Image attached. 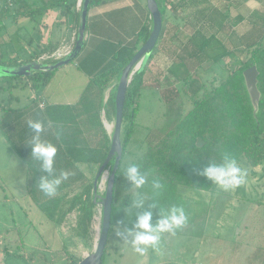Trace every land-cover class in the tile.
Returning a JSON list of instances; mask_svg holds the SVG:
<instances>
[{
    "label": "rangeland",
    "instance_id": "374dc122",
    "mask_svg": "<svg viewBox=\"0 0 264 264\" xmlns=\"http://www.w3.org/2000/svg\"><path fill=\"white\" fill-rule=\"evenodd\" d=\"M29 1V5L25 7L27 10L34 8L32 0ZM37 2L38 5L41 4L40 0ZM74 15V12L69 14L72 18ZM171 17L167 10L164 22ZM41 21L42 13L35 18L7 17L3 25L0 24L2 58L26 61L34 54L39 58L42 55L39 53L42 50L39 46L42 41L39 31ZM124 51L125 48H121L116 56L107 55L109 49L105 51V63L102 67L111 65V68L116 65L115 61L124 55ZM97 52L96 49V54H92L96 55V59ZM84 56L85 53H82L72 62L82 65ZM155 58H148V73L144 78L145 86L141 90L139 112L135 119L137 131L131 150L137 154L147 146L144 140L155 141L175 122L174 118L167 115L169 105L175 111L182 105L186 110L192 107V103L180 94L170 102H165L163 90L172 89L188 75L190 80L200 78L207 84H212L218 83L228 74L223 68L189 72L182 69L181 64L167 62L165 55L162 58L159 56L160 61ZM157 62L161 63L157 65ZM106 69L108 68H103L100 72L97 70L96 73L102 75L108 71ZM158 72L163 73L159 80ZM32 82L34 81L24 77L0 76V255L6 257L5 260L0 259V264H71L74 258L77 261L89 251L93 245L91 243H96L97 226L102 222V206L98 205L96 208L95 215L98 219L92 229L94 240L88 244L85 242L86 246L79 242L78 246L66 248L63 230L57 229V202L50 199L47 206H42L28 194L25 180L27 168L14 155V152L17 154V149L9 141V137L6 139L3 128L7 127L9 112L24 111L25 105L30 103ZM101 102L99 109L102 110L105 122L104 108H101L106 107V102ZM173 114L175 112L171 113ZM114 121L115 118L108 119V123L112 124L111 134ZM238 165L246 170L247 175L245 182L236 189L224 190L218 185L215 191H205L179 186L178 192L190 201L186 223L179 228V232L160 234L159 244L155 248L149 246L143 255L135 252L130 244L132 236L129 235L127 226H135L136 218L134 221L130 220V210H127L120 217L125 226H113L103 264H264V164L252 167L241 159ZM105 186L106 179L102 183V194ZM133 191L135 192V188ZM74 216L75 214L71 215L70 222H74Z\"/></svg>",
    "mask_w": 264,
    "mask_h": 264
},
{
    "label": "trees",
    "instance_id": "16d2710c",
    "mask_svg": "<svg viewBox=\"0 0 264 264\" xmlns=\"http://www.w3.org/2000/svg\"><path fill=\"white\" fill-rule=\"evenodd\" d=\"M40 1L41 4L38 5L37 0H32V4H30L34 8L30 7L31 9L27 10L25 7L29 5V0H0V24L3 25V21L7 17H13V19L20 17L35 18L37 14L55 6L69 3L66 6L71 7L77 2V0ZM97 1L103 0H92L91 5ZM158 1L165 15L166 3L169 0ZM176 6L172 4L171 9H177ZM172 27L171 24L170 26L169 24L166 25L165 35L161 37L158 46L167 40ZM174 27L177 28V25ZM151 28L152 17L150 26L149 24L146 25L128 42L125 53L120 57L118 63L93 79V84L103 91L112 82L115 83L104 108L106 118L109 120L115 118V95L120 74L147 39ZM174 42H179L176 36ZM1 44L0 41V46ZM40 52L43 51L39 50ZM157 53L156 49L150 59L156 57ZM2 55L1 53L0 63L8 65H18L37 58V55L34 54L30 59L24 61L17 58L3 59ZM147 63L135 73L127 92L122 129L123 157L115 179L110 234L114 225L125 226L120 217H123L127 210H130L128 215L131 216L129 219L132 221L144 211L152 212L153 224L164 214H167L173 206H182L185 214L188 215L190 201L178 192L179 186L215 191L218 185L202 173L211 163H222L224 154L235 158L237 163L244 159L252 167L264 164V43L258 42L255 48L250 50V54L246 56L244 61L231 69L226 77L218 83L207 84L200 78L190 80V75H188L172 89L167 90L165 88L166 90L162 91L165 102H170L171 99L180 94L192 103V107L186 110L185 106L182 105L175 111L174 107L169 105L167 115L174 118L175 122L155 141L152 139L144 140L147 146L141 153L137 154L131 150V146L135 142L133 140L137 131L135 119L139 112L141 90L145 86L144 78L148 73ZM254 65L260 71L258 88L261 91L259 111L256 115L244 77V71ZM52 73L53 71L36 73L29 78L34 81L32 86L38 89L41 84L44 85L49 80ZM162 76L163 73H159L158 80ZM154 79L156 80V78ZM174 112L175 114L171 115ZM198 137L203 139V146L197 145ZM107 141L104 159L110 149L111 137ZM144 143L142 142V144ZM55 145L58 149L54 163L55 174L69 173L68 178L62 182L57 190V192L62 191L64 197L59 203L56 220L61 223L69 213L77 210V233L87 238L90 236L91 225L98 206L94 201V182L86 180L84 173L61 144ZM17 146L21 152H24L21 144ZM28 164L30 193L36 202L43 203L49 196L39 189L38 182L40 177L47 175V173L41 170L40 162L34 157L29 159ZM131 164L138 165L139 171L147 177L148 182L140 189L135 188L127 178L126 170ZM155 180L161 183V189L152 187ZM73 187H75L74 189L79 187L78 191L72 197L66 198L70 191L66 192L65 190L68 188L74 190ZM134 188L135 192L133 191ZM137 199L143 200L142 208L135 206L134 201ZM127 228L128 230L134 229V226L128 225ZM175 231L179 232L180 229ZM76 263L77 261L74 260L71 264Z\"/></svg>",
    "mask_w": 264,
    "mask_h": 264
},
{
    "label": "crops",
    "instance_id": "0c3cea01",
    "mask_svg": "<svg viewBox=\"0 0 264 264\" xmlns=\"http://www.w3.org/2000/svg\"><path fill=\"white\" fill-rule=\"evenodd\" d=\"M168 3L167 10L172 17L164 22L160 39L165 35L166 25L171 24L173 27L167 40L158 46L159 39L154 49L158 51L155 58L158 61L161 60L160 55L161 58L165 55L167 62L181 64L185 71H214L223 68L229 72L244 61L258 42L264 43V0H169ZM68 4L42 11V21L39 24L42 39L39 46L42 53L53 51L64 42L75 43L80 10L76 4L71 7L66 6ZM172 4L177 5V9H171ZM72 12L75 13L73 18L69 16ZM148 24H151V13L147 0L95 2L89 8L85 45L79 54L80 57L85 53L83 64L71 62L57 69L38 89L31 83L33 94L30 103L23 108L24 111L9 112L7 127L2 130L6 139L9 137V141L17 149V154L14 152V155L27 168V186L28 161L33 158L31 140L35 135L28 125L30 120L42 121L44 129L41 138L61 144L84 173L86 180L94 182L104 161L107 139L111 137V129L107 127L108 124L106 126L99 106L101 101H107L115 83L112 82L103 91L93 84V79L100 76V73H96L97 70L100 72L103 68H112L109 67L111 65L102 67L105 63V51L109 49L107 55L116 56ZM176 25L177 28L174 27ZM175 36L179 42H174ZM96 49L97 59L96 55H92L96 54ZM118 61L117 59L115 64ZM157 63L159 65L161 62ZM103 108L105 107L102 106L101 109ZM19 120L21 121L18 122ZM18 144L22 145L24 152L18 149ZM27 188L34 200L29 186ZM78 188L66 189V192L70 191L66 198L72 197ZM63 197L64 194L60 191L55 196L46 198L43 203L34 201L47 206V201L53 199L59 205ZM72 214L76 216L74 222H70ZM77 215V210H74L64 221L57 223V229L63 230L66 248L78 246L79 242L85 245V242L88 244L94 240L93 222L89 237L85 238L77 233ZM91 244L93 245L89 251L77 262L94 250L96 243ZM0 259L5 260L6 257L0 255Z\"/></svg>",
    "mask_w": 264,
    "mask_h": 264
},
{
    "label": "water",
    "instance_id": "95a60500",
    "mask_svg": "<svg viewBox=\"0 0 264 264\" xmlns=\"http://www.w3.org/2000/svg\"><path fill=\"white\" fill-rule=\"evenodd\" d=\"M91 2L92 0H82L77 38L73 49L66 56L54 63L43 62L39 59H33L18 65L0 63V76L31 78L36 73L54 71L74 61L85 45L88 12ZM147 7L152 17V28L147 39L135 52L120 74L115 95V121L111 134V145L94 179V201L102 206V222L99 238L94 250L80 259L76 264H103V256L108 244L112 224L115 179L123 157L122 129L128 88L132 82L134 73L146 65L148 58L153 54L164 25L165 15L159 1L147 0ZM259 73L260 71L256 65L244 71L245 84L253 104L255 115L259 111L261 99V91L258 88ZM197 145H204L201 137H198ZM110 163L112 164L110 165ZM105 174L106 186L104 194H101L100 183Z\"/></svg>",
    "mask_w": 264,
    "mask_h": 264
},
{
    "label": "clouds",
    "instance_id": "9594fccd",
    "mask_svg": "<svg viewBox=\"0 0 264 264\" xmlns=\"http://www.w3.org/2000/svg\"><path fill=\"white\" fill-rule=\"evenodd\" d=\"M29 127L35 135L31 140V154L40 162L41 170L47 175L41 176L38 182L39 189L47 196H55L59 186L68 178V172L55 174L54 163L57 155V146L41 138L44 129L42 121L30 120ZM203 175L219 185L224 190L236 189L245 182L246 170L242 169L235 158L228 154L223 155L222 163H211L203 170ZM127 178L137 189L142 188L148 181L147 177L139 171V166L131 164L126 170ZM152 187L161 189L158 180L153 181ZM136 207H143V200L134 201ZM187 216L182 206H173L167 214H164L155 224L152 223V212L144 211L138 215L134 229H129L130 241L134 251L143 255L149 246L155 248L161 239L162 233H173L186 223ZM119 235V233H117ZM128 243L127 240H125Z\"/></svg>",
    "mask_w": 264,
    "mask_h": 264
},
{
    "label": "built area",
    "instance_id": "2783aa9c",
    "mask_svg": "<svg viewBox=\"0 0 264 264\" xmlns=\"http://www.w3.org/2000/svg\"><path fill=\"white\" fill-rule=\"evenodd\" d=\"M10 4H12V1H10ZM81 4H82V0H77L76 2V6L77 8L80 10L81 8ZM73 45L72 43H68V42H64L62 43L58 48H56L55 50L53 51H50V52H44L42 53V55L37 58L43 62H49L50 60L52 61H57L61 58H63L64 56H66L72 49H73ZM104 115L106 117V113H105V109H104ZM108 123V119L106 118L105 119V124L107 125ZM105 178L102 179L101 183H100V193H101V189H102V183L103 181L106 179V176H104ZM102 194V193H101ZM101 216H102V209H101ZM98 219V217L95 215L94 216V219H93V228H94V224H95V220ZM101 223L98 224L97 228H98V237L96 239V242L99 238V234H100V229H101V226H100Z\"/></svg>",
    "mask_w": 264,
    "mask_h": 264
},
{
    "label": "bare ground",
    "instance_id": "6f19581e",
    "mask_svg": "<svg viewBox=\"0 0 264 264\" xmlns=\"http://www.w3.org/2000/svg\"><path fill=\"white\" fill-rule=\"evenodd\" d=\"M134 75H135V73H134ZM133 75V76H134ZM133 79V78H132ZM108 124V127L110 128V129H112V124L111 123H107ZM105 176H106V174H105ZM105 177H103V179H104Z\"/></svg>",
    "mask_w": 264,
    "mask_h": 264
}]
</instances>
